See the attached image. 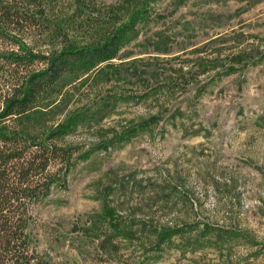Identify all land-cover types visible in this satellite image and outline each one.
<instances>
[{
    "label": "rangeland",
    "instance_id": "obj_1",
    "mask_svg": "<svg viewBox=\"0 0 264 264\" xmlns=\"http://www.w3.org/2000/svg\"><path fill=\"white\" fill-rule=\"evenodd\" d=\"M33 3L50 23L43 49L148 13L117 57L66 73L20 123L72 118L59 141L76 147L32 208L31 250L49 264H264V0ZM22 36L39 51V26ZM11 49L0 38V66ZM11 73L0 68V92ZM208 223L222 228L210 240Z\"/></svg>",
    "mask_w": 264,
    "mask_h": 264
},
{
    "label": "trees",
    "instance_id": "obj_2",
    "mask_svg": "<svg viewBox=\"0 0 264 264\" xmlns=\"http://www.w3.org/2000/svg\"><path fill=\"white\" fill-rule=\"evenodd\" d=\"M43 13L39 7L38 15L33 0H0V38L11 37L19 44V49L5 54L7 62L0 66L12 72V78L0 92V264H49L30 248L32 208L50 194L54 185L65 180L76 158V147L59 141L73 128L72 118L35 133L26 132L20 123L66 73L88 72L100 62L117 57L129 40L130 31H135L136 22L148 12H135L129 21L94 43L79 44L65 38L68 40L60 47L48 49L41 47L50 31L48 16ZM37 26L39 51L22 36V29ZM36 61L39 65H32ZM85 116V111L79 113L80 123ZM210 224L200 234L208 240L215 229H222ZM177 230L163 227L159 234L169 237Z\"/></svg>",
    "mask_w": 264,
    "mask_h": 264
}]
</instances>
